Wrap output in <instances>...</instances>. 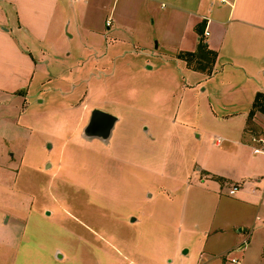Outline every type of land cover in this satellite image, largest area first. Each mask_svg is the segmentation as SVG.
<instances>
[{
    "label": "rangeland",
    "instance_id": "rangeland-1",
    "mask_svg": "<svg viewBox=\"0 0 264 264\" xmlns=\"http://www.w3.org/2000/svg\"><path fill=\"white\" fill-rule=\"evenodd\" d=\"M91 5L69 2L58 51L25 95L0 99V264H264V172L245 209L203 172L223 166L250 105L158 48L167 8L125 54L92 50L101 22L73 14ZM93 110L117 120L107 143L82 135Z\"/></svg>",
    "mask_w": 264,
    "mask_h": 264
},
{
    "label": "crops",
    "instance_id": "crops-1",
    "mask_svg": "<svg viewBox=\"0 0 264 264\" xmlns=\"http://www.w3.org/2000/svg\"><path fill=\"white\" fill-rule=\"evenodd\" d=\"M70 1L75 0H0V99L25 95L37 68L44 62L47 49L58 51L64 25L70 23ZM87 1L92 3L91 11L73 9V14L75 21L99 19L101 22L99 28L91 30L92 50L99 39L104 40L108 50L120 46L122 53H132L140 46L138 37L143 42L150 35L140 29L144 18L151 19L154 7L160 6L168 9L164 20H168L173 30L168 28L158 38V48L170 51L173 60L186 65L177 55L196 51L199 41L196 27L203 24L204 42L216 53V60L210 75L201 74L210 79L219 74L250 105L244 112L233 114L240 121L232 132V146L224 152L223 166L205 167L203 172L221 191L226 186V194L232 186H238L236 194L240 198L234 199V203L244 209L254 208L258 193L248 179L259 182L258 175L264 172V161L256 163L251 157V154L264 156L254 152L263 147L257 142L264 140V115L256 113L249 124L247 117L256 93H264V0ZM115 3L120 4L118 9ZM178 19L183 25L175 32ZM151 24L154 25L153 20ZM221 142L222 139H217L215 145L220 146ZM261 197L264 198V192Z\"/></svg>",
    "mask_w": 264,
    "mask_h": 264
},
{
    "label": "trees",
    "instance_id": "trees-1",
    "mask_svg": "<svg viewBox=\"0 0 264 264\" xmlns=\"http://www.w3.org/2000/svg\"><path fill=\"white\" fill-rule=\"evenodd\" d=\"M203 24H199L196 27L199 41L195 52H182L177 55V58L186 62L189 69L210 75L213 71L214 63L216 60V53L209 50L203 39ZM256 113L264 115V93H256L250 111L248 113V124L252 122V119ZM221 180L222 179H218Z\"/></svg>",
    "mask_w": 264,
    "mask_h": 264
},
{
    "label": "water",
    "instance_id": "water-1",
    "mask_svg": "<svg viewBox=\"0 0 264 264\" xmlns=\"http://www.w3.org/2000/svg\"><path fill=\"white\" fill-rule=\"evenodd\" d=\"M116 118L99 110H93L82 135L85 139H96L107 143L112 135Z\"/></svg>",
    "mask_w": 264,
    "mask_h": 264
},
{
    "label": "built area",
    "instance_id": "built-area-1",
    "mask_svg": "<svg viewBox=\"0 0 264 264\" xmlns=\"http://www.w3.org/2000/svg\"><path fill=\"white\" fill-rule=\"evenodd\" d=\"M106 24L109 25V22H107ZM207 34H208L207 31H205V35H207ZM219 142H220V141H218V143H219ZM254 152H255V153H264V144H263V147H262V148H256V149H254ZM238 191H239L238 186H232V187L229 189L228 194H229L230 196H233V195H235ZM233 262H234V261H233Z\"/></svg>",
    "mask_w": 264,
    "mask_h": 264
}]
</instances>
